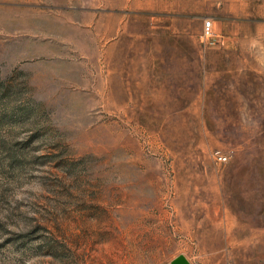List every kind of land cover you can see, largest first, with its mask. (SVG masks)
Returning <instances> with one entry per match:
<instances>
[{
	"label": "rangeland",
	"instance_id": "rangeland-1",
	"mask_svg": "<svg viewBox=\"0 0 264 264\" xmlns=\"http://www.w3.org/2000/svg\"><path fill=\"white\" fill-rule=\"evenodd\" d=\"M180 256L264 264V0H0V264Z\"/></svg>",
	"mask_w": 264,
	"mask_h": 264
},
{
	"label": "built area",
	"instance_id": "built-area-1",
	"mask_svg": "<svg viewBox=\"0 0 264 264\" xmlns=\"http://www.w3.org/2000/svg\"><path fill=\"white\" fill-rule=\"evenodd\" d=\"M204 33H205V35H210V33H211V24H210V22H205ZM217 161L218 162H225L226 158L224 156L217 155Z\"/></svg>",
	"mask_w": 264,
	"mask_h": 264
},
{
	"label": "water",
	"instance_id": "water-1",
	"mask_svg": "<svg viewBox=\"0 0 264 264\" xmlns=\"http://www.w3.org/2000/svg\"><path fill=\"white\" fill-rule=\"evenodd\" d=\"M171 264H188L187 261L183 257H178Z\"/></svg>",
	"mask_w": 264,
	"mask_h": 264
}]
</instances>
